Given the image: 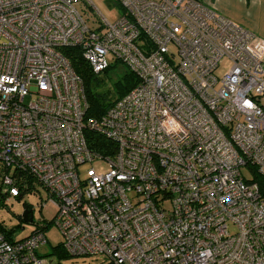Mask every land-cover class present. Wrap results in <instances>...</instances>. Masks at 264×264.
Segmentation results:
<instances>
[{
    "label": "built area",
    "instance_id": "2783aa9c",
    "mask_svg": "<svg viewBox=\"0 0 264 264\" xmlns=\"http://www.w3.org/2000/svg\"><path fill=\"white\" fill-rule=\"evenodd\" d=\"M113 1L123 14L108 23L90 0H0V205L39 186L71 257L264 264V196L240 172L264 179V39L196 0ZM66 48L94 74L121 63L137 85L85 118ZM87 133L113 153L91 151ZM39 227L0 231V264H50Z\"/></svg>",
    "mask_w": 264,
    "mask_h": 264
},
{
    "label": "trees",
    "instance_id": "16d2710c",
    "mask_svg": "<svg viewBox=\"0 0 264 264\" xmlns=\"http://www.w3.org/2000/svg\"><path fill=\"white\" fill-rule=\"evenodd\" d=\"M114 4L119 7L115 2ZM121 14H123L122 10ZM62 54L71 65L74 73L81 79L83 94L87 104L85 118H100L108 108L127 94L138 83L137 78L119 62L110 63L101 73L94 74L89 65L81 57L78 49L66 48L62 50ZM85 135L87 147L91 151L100 155L113 153L112 144L105 141L99 135L95 133H87ZM246 168L251 176L250 182L256 183L260 195L264 196V179L257 174L255 168L249 165H246ZM22 181L27 185L32 182L31 178H25V176ZM26 193H28V188L24 189L22 196ZM22 196L17 199L20 200ZM26 209L29 210V208ZM18 219H21L20 216ZM42 224L43 225H40L42 229H45L49 225V223L45 222ZM0 231L4 233L7 240H14L15 231L13 229L9 230L0 226ZM49 256H55L59 259L71 257L62 249L61 246L53 248ZM101 264L110 263L103 260Z\"/></svg>",
    "mask_w": 264,
    "mask_h": 264
},
{
    "label": "rangeland",
    "instance_id": "374dc122",
    "mask_svg": "<svg viewBox=\"0 0 264 264\" xmlns=\"http://www.w3.org/2000/svg\"><path fill=\"white\" fill-rule=\"evenodd\" d=\"M90 2L95 10H97L108 23H113L121 16V9L114 4L113 0H90ZM74 7L89 27L98 25V20L94 11L87 7L85 3L77 2L74 4ZM169 50L175 52V47L170 46ZM227 67V62L222 61L215 70L214 75L216 77L223 76ZM240 172L244 178L247 179L250 177L247 168H241ZM42 204L44 205L43 207H41ZM26 208L32 210L33 223L31 225L23 224L18 219ZM55 214V206L47 202L45 192L39 186H36L32 194H25L20 200L12 199L0 205V226L9 230L13 229L15 231L14 239H21L28 236L35 228V225L39 227L43 225L42 223L44 222L49 223L46 229L43 230L46 244L36 250L37 256L44 258L51 264H101L103 259L100 256H76L63 259L49 256L53 248L61 246L62 242V236L58 228L55 224L51 223Z\"/></svg>",
    "mask_w": 264,
    "mask_h": 264
},
{
    "label": "crops",
    "instance_id": "0c3cea01",
    "mask_svg": "<svg viewBox=\"0 0 264 264\" xmlns=\"http://www.w3.org/2000/svg\"><path fill=\"white\" fill-rule=\"evenodd\" d=\"M232 23L264 39V0H196Z\"/></svg>",
    "mask_w": 264,
    "mask_h": 264
},
{
    "label": "water",
    "instance_id": "95a60500",
    "mask_svg": "<svg viewBox=\"0 0 264 264\" xmlns=\"http://www.w3.org/2000/svg\"><path fill=\"white\" fill-rule=\"evenodd\" d=\"M20 218L22 219L23 222L26 224H30L32 222V211L25 209L21 215Z\"/></svg>",
    "mask_w": 264,
    "mask_h": 264
}]
</instances>
